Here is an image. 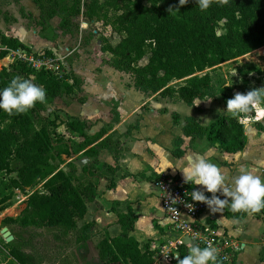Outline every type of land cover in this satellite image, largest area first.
<instances>
[{
	"label": "trees",
	"instance_id": "obj_1",
	"mask_svg": "<svg viewBox=\"0 0 264 264\" xmlns=\"http://www.w3.org/2000/svg\"><path fill=\"white\" fill-rule=\"evenodd\" d=\"M34 1L39 8L47 10L48 16L61 11L60 25L65 29H69L73 18L79 15L88 20L107 18L112 29L120 35L115 45L107 37L100 38L101 50L110 53V65L131 74L136 90L159 94L172 102L193 105L197 100L214 97L219 88L212 72L223 63L264 46V0H229L224 5L213 2L205 11L198 8L195 0H189L179 9H176L178 0H71V4L67 0ZM219 28L223 31L219 32ZM18 49L28 50L29 47L18 37L0 29V59ZM44 54L53 56L49 49ZM147 56V61L143 62ZM255 70L264 75V71ZM32 75L34 78L31 79ZM14 76L30 79L46 93L45 102L35 103L25 113L9 116L0 110V171H15L17 177L12 182L21 188L31 186L38 177L44 179L43 191H35L28 197L20 222L37 228L60 229L64 235H75V243L86 242L92 237V223L79 226L78 219L84 217L88 201L97 195L101 176L98 155L105 147L116 151L119 141L116 140L113 149L106 146L108 137L97 142L111 125L102 126L97 133L89 136L87 129L93 122L79 118L62 121L59 116L48 117L40 128L36 127V121L41 119L39 111L45 103L51 104L64 94L75 95L81 90L83 82L73 71H67L60 77L50 70H33L24 61L17 60L1 67L0 89ZM176 82L179 84L175 85ZM229 89L223 86L220 92L225 94ZM78 99L85 101L84 97ZM256 108L257 116H263V109L259 105ZM172 117L174 122L181 118L177 112H172ZM61 124L81 137L78 149L90 158L88 164L81 166V173L88 176L84 189L75 184L80 177L75 164H71L69 172L53 170L50 164L56 149L53 136L63 135L57 131ZM182 132L192 140L205 138L210 146H218L228 153L242 151L247 144L244 123L225 111L208 124L187 115ZM181 143L182 138L178 137L177 148L173 150L177 157L184 153ZM57 149L60 150L58 155L69 152L67 148ZM102 167L115 171L107 163ZM113 185L112 178L110 186ZM187 186L191 190L196 188L191 184ZM205 195L210 196L211 193ZM118 203L114 202L112 210L116 212L120 232L112 236L106 231L99 239L96 244L99 258L103 264H154L156 248L151 246V240L141 244L131 234L138 213L131 205L126 211H118L115 207ZM250 214L264 224V209L259 212H234L227 206L223 209L226 218L244 219ZM207 223L217 226L211 218L207 219ZM155 227L161 230L158 224ZM189 249V245L179 244V257L174 264ZM7 251L17 264H41L34 253L20 246L10 244ZM58 264L73 263L64 255L59 258Z\"/></svg>",
	"mask_w": 264,
	"mask_h": 264
},
{
	"label": "rangeland",
	"instance_id": "obj_2",
	"mask_svg": "<svg viewBox=\"0 0 264 264\" xmlns=\"http://www.w3.org/2000/svg\"><path fill=\"white\" fill-rule=\"evenodd\" d=\"M71 2V0H67L68 4ZM62 17L61 11L48 16L47 10L39 8L34 0H0V29L25 42L29 47V53L44 54L45 50H51L54 60L56 61L55 58H57V63L61 65V68L63 67L61 72L64 74L67 71H73L86 86L75 95L64 94L51 104L45 103V107L39 111L41 119L35 123L37 128H40L45 118L48 117L59 116L62 121L73 118L81 119L84 109L96 116L91 115V118H95L94 120L101 123H97V128L98 126L112 125L110 121L121 119V114L127 115L130 111H133L137 116L152 108L164 111V107L158 105L162 101L159 94H146L136 90L131 74L111 67L110 54L101 50L100 38L107 37L115 45L119 41L120 35L112 29L107 18L88 20L83 15H79L73 18L72 26L65 29L60 25ZM218 31L222 32L223 30L219 28ZM147 58L148 56L143 62H146ZM10 63L11 59L5 58L0 62V69L3 66H9ZM255 69L264 71V47L223 63L212 72L214 81L219 88L216 95L212 98L197 100L195 105L193 104V109L192 105L180 102L179 110L183 114H193L192 111L196 114L200 113L201 121L204 124L216 120L223 111L231 114L226 110V101L234 93H244L252 88L264 86V75ZM32 78H34L33 75ZM178 84L179 82L175 83V85ZM223 86L230 87L231 90H226L225 94H222L220 89ZM79 97H84L85 101L80 102ZM86 102L87 104L84 106ZM259 106L264 112V105ZM126 115L124 116L127 118ZM257 115V108H254L248 114L240 116V121L245 125L247 136V144L242 151L226 154L218 149L212 151L211 161L219 166H226L231 175L236 174L238 168H252L256 170V174L264 178V114L261 117ZM137 119L139 120V118ZM171 120L170 115L169 118L166 115L150 118L151 123L155 122V125L167 130L170 128ZM57 131L63 135L53 136L56 149L53 150L50 164L53 170L63 169L66 172H69L71 164H75L77 174L80 175L79 179L75 180V184L84 189L88 183V176L81 173V166L77 163L81 157L85 156L78 149L81 137L68 130L65 124L59 125ZM168 138L162 140L165 141ZM116 140V136L111 134L108 136L106 146L113 149L116 146ZM58 147L67 148L69 152H60L58 155V151H60L57 149ZM139 147L136 148L139 149ZM102 152L106 154L104 150ZM99 164L101 165L100 160ZM105 172L101 165L100 175H104ZM16 177L15 171H0V232L6 228L10 237L9 240H6L5 237L0 236V264H17L8 254L7 249L10 244L34 253L41 264H58L59 258L64 255H67L73 264H102L97 254L96 244L105 235L107 227L96 225V222L90 217L78 219L79 226L86 222L83 220H89L93 226L92 237L82 245L75 243V235L68 233L64 235L60 229L24 225L20 219L24 216L28 197L35 191H43L44 179L38 177L31 186L21 188L16 187L12 182ZM91 179L96 180L95 177ZM6 197L7 199L1 202ZM154 202L155 211L161 213L157 197H154ZM88 203L90 202L88 201ZM205 214H212L221 222L222 217L229 220L221 213H211L208 208L203 215ZM216 218L214 220L218 228L229 230L226 226L219 224ZM237 220L244 221L240 222L237 228L243 239L241 243L246 244L239 253L242 264H264L263 222L251 215ZM152 232L149 223L143 221L140 233L151 236ZM108 233L116 234V230L112 229ZM173 253L174 250L169 251L170 256Z\"/></svg>",
	"mask_w": 264,
	"mask_h": 264
},
{
	"label": "crops",
	"instance_id": "obj_3",
	"mask_svg": "<svg viewBox=\"0 0 264 264\" xmlns=\"http://www.w3.org/2000/svg\"><path fill=\"white\" fill-rule=\"evenodd\" d=\"M5 58L0 59V62L4 61ZM83 88L85 89L86 86L82 85L81 89ZM86 104L87 102L84 103V106ZM179 104L180 102H172L169 99L162 98V101L159 102L158 105L164 107V111H160V109L155 110L152 108L145 112L141 111L142 115L139 116L134 114L133 111H130L128 112L129 114H124L127 116V118L121 114V119L117 118L118 120L113 119L110 121L112 125L107 130L105 135L97 142L112 134L116 136L117 140L119 141V145L116 151H112L106 147L101 149L98 159L101 161V165L107 163L112 166L115 171L110 172L103 167L106 172L104 175L99 177L97 195L92 201H89L90 203H87L88 210L82 218L87 219L90 217L92 220H94V222H96V225L107 227L106 231L108 232L112 229L116 230V234L112 235V233H110L112 236H114L120 232V226L116 222V212L112 210L114 202H119L117 204L118 211H126L127 206L131 205L132 208L138 213V217L135 222V228L131 234L136 237L141 242V244L151 240V246L156 248L154 264H174V261L179 257V255H174L175 253H178L175 241L179 237V234L171 229L168 220L164 216L158 190L154 185L155 179L163 175H175L182 179L180 170L176 169L174 166L182 167L188 162V160H195L200 157L211 160L212 151L216 149L220 150L224 154L228 153L218 146H210L205 138H197L192 140L190 137L185 136L182 132L184 117L187 115H192L200 121L202 117L199 115L200 113L196 114L193 111V114H183L178 108ZM194 105H192V109ZM83 111L84 114L81 120L93 122V125L89 127L90 129H87V134L89 136H93L101 129L102 126H98L97 128L96 125L100 122L94 120L95 118H91L92 113L87 112L85 109ZM172 112H177L180 114L181 118L177 122H174ZM118 115L117 116L120 118L119 112ZM161 115H166L168 118L169 115L171 116V125L170 128H168L170 132H167L169 130L166 128H161L160 126L155 125V122H150V118L152 116ZM137 118H139V120ZM171 130L173 131L171 132ZM117 132L118 134L116 135ZM167 137H169L167 140H162L166 139ZM178 137L182 138L180 148L184 150L183 155L180 157H177L173 154V150L177 148L176 139ZM138 146H140L139 149L136 148ZM103 150L106 152V154L102 152ZM214 161L217 160L214 159ZM101 165L98 164L100 169ZM227 169L228 168L226 166H221V170L224 171L226 175L231 176ZM112 178L114 185L110 186V179ZM195 186L197 189L202 190L201 185ZM205 194H207V192H205ZM154 197H157L159 201L162 211L161 213L155 211L154 209ZM207 208L208 207L206 206L205 210L200 215V219L202 221H206L208 218H216L212 214L203 215ZM221 214L223 215V210L221 211ZM227 219L229 220H226L222 217L221 222L216 218L219 224L226 226V228L229 230L222 227L218 228V226H216V229L219 232L229 234L234 240L242 244V248L235 254L231 262V264H242V260L239 258V253L242 251L243 247L246 246V244L241 243L243 239L241 238L240 232L237 228L240 222L244 221L237 219L233 220V218ZM83 221L90 222L89 220ZM143 221H147L149 223V227L153 231L151 236H146L140 233V227ZM155 224H158L161 230H158V228L155 227ZM86 242H81V244L83 245ZM167 250H174L173 255H169V257H167Z\"/></svg>",
	"mask_w": 264,
	"mask_h": 264
},
{
	"label": "clouds",
	"instance_id": "obj_4",
	"mask_svg": "<svg viewBox=\"0 0 264 264\" xmlns=\"http://www.w3.org/2000/svg\"><path fill=\"white\" fill-rule=\"evenodd\" d=\"M213 2L224 5L229 0H195L201 11L207 10ZM187 3L189 0H178L176 9ZM45 99L44 88L30 79L14 76L0 89V110L9 116L18 115L27 112L37 102H45ZM258 105H264V86L234 93L226 101V110L239 119ZM174 167L180 170L183 183L202 186V190L193 188L190 197L192 201L203 202L211 213H221L225 206L234 212H259L264 209V178L256 174L255 169L238 168L236 174L228 176L219 165L203 157L190 159L182 167ZM205 192L211 195L207 196ZM174 255L178 256L179 253ZM217 255L216 248L207 245L200 247L193 243L188 253L177 260V264H216Z\"/></svg>",
	"mask_w": 264,
	"mask_h": 264
},
{
	"label": "built area",
	"instance_id": "obj_5",
	"mask_svg": "<svg viewBox=\"0 0 264 264\" xmlns=\"http://www.w3.org/2000/svg\"><path fill=\"white\" fill-rule=\"evenodd\" d=\"M6 57L10 58L11 62L22 60L36 71L50 70L60 77L65 74L61 72L63 67L61 68V65L57 63V58H55V61L53 56L50 55L34 54L25 49H18L10 51ZM154 185L158 190L164 216L168 220L171 229L179 234L175 241L176 247L185 243V238H189L190 242L185 244L190 247L195 243L200 247L207 245L216 248L218 251L216 264L218 262L231 264L235 254L242 248V244L234 240L229 234L219 232L214 226L209 225L207 220L202 221L200 219L206 205L203 202L191 200L190 187L175 175H163L156 178ZM186 205L189 207H186ZM169 251H166L167 257H169Z\"/></svg>",
	"mask_w": 264,
	"mask_h": 264
},
{
	"label": "water",
	"instance_id": "obj_6",
	"mask_svg": "<svg viewBox=\"0 0 264 264\" xmlns=\"http://www.w3.org/2000/svg\"><path fill=\"white\" fill-rule=\"evenodd\" d=\"M88 162H89V157L88 156H83L77 161V163L80 166H83L84 164H87ZM1 235L3 237H5L6 240L10 239V237L8 236L9 233L6 231V228L3 229V231L1 232ZM189 242H190V239L189 238H185V243H189Z\"/></svg>",
	"mask_w": 264,
	"mask_h": 264
},
{
	"label": "bare ground",
	"instance_id": "obj_7",
	"mask_svg": "<svg viewBox=\"0 0 264 264\" xmlns=\"http://www.w3.org/2000/svg\"><path fill=\"white\" fill-rule=\"evenodd\" d=\"M264 46H262V47H260V48H263ZM260 48H258V49H260Z\"/></svg>",
	"mask_w": 264,
	"mask_h": 264
}]
</instances>
